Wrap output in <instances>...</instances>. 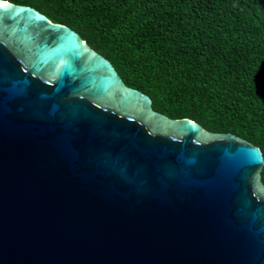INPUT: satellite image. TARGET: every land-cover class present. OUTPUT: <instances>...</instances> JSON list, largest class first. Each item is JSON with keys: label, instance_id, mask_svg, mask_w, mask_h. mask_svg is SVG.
I'll list each match as a JSON object with an SVG mask.
<instances>
[{"label": "water", "instance_id": "obj_1", "mask_svg": "<svg viewBox=\"0 0 264 264\" xmlns=\"http://www.w3.org/2000/svg\"><path fill=\"white\" fill-rule=\"evenodd\" d=\"M263 170L0 0V264H264Z\"/></svg>", "mask_w": 264, "mask_h": 264}, {"label": "trees", "instance_id": "obj_2", "mask_svg": "<svg viewBox=\"0 0 264 264\" xmlns=\"http://www.w3.org/2000/svg\"><path fill=\"white\" fill-rule=\"evenodd\" d=\"M1 1L71 28L156 111L264 154V0Z\"/></svg>", "mask_w": 264, "mask_h": 264}]
</instances>
